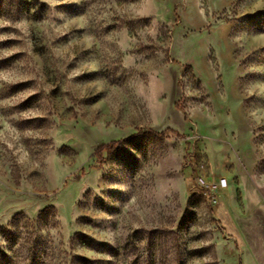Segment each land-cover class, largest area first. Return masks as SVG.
<instances>
[{"label":"rangeland","instance_id":"rangeland-1","mask_svg":"<svg viewBox=\"0 0 264 264\" xmlns=\"http://www.w3.org/2000/svg\"><path fill=\"white\" fill-rule=\"evenodd\" d=\"M261 10L0 0V264H264Z\"/></svg>","mask_w":264,"mask_h":264},{"label":"built area","instance_id":"built-area-1","mask_svg":"<svg viewBox=\"0 0 264 264\" xmlns=\"http://www.w3.org/2000/svg\"><path fill=\"white\" fill-rule=\"evenodd\" d=\"M196 183L200 190L206 195L210 202L216 203L220 193L226 188V179L207 180L203 177H197Z\"/></svg>","mask_w":264,"mask_h":264},{"label":"trees","instance_id":"trees-1","mask_svg":"<svg viewBox=\"0 0 264 264\" xmlns=\"http://www.w3.org/2000/svg\"><path fill=\"white\" fill-rule=\"evenodd\" d=\"M259 14H260V16H261V18H262V24H264V10H261V11L259 12ZM262 29H264V27H262ZM132 138H133V136H129V137H127V138H125V139H122V140L111 141V142H109L108 144H101V145H99V146L95 149V151H94L93 154H100L103 150H106L107 152H110L111 149L113 148V147H112L113 144H115V143H117V142H122V141H129V140H131ZM80 236H81V238H85V237H86L85 235H80Z\"/></svg>","mask_w":264,"mask_h":264}]
</instances>
